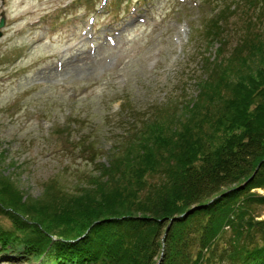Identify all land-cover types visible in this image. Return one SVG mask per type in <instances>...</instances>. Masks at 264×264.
<instances>
[{
	"label": "trees",
	"instance_id": "16d2710c",
	"mask_svg": "<svg viewBox=\"0 0 264 264\" xmlns=\"http://www.w3.org/2000/svg\"><path fill=\"white\" fill-rule=\"evenodd\" d=\"M249 2L264 13V0ZM214 17L209 41L222 33ZM248 31L231 54L224 42L203 58L195 101L151 111L105 164L75 176L74 192L51 179L23 200L0 167L10 220L0 253L38 264H264V27Z\"/></svg>",
	"mask_w": 264,
	"mask_h": 264
},
{
	"label": "rangeland",
	"instance_id": "374dc122",
	"mask_svg": "<svg viewBox=\"0 0 264 264\" xmlns=\"http://www.w3.org/2000/svg\"><path fill=\"white\" fill-rule=\"evenodd\" d=\"M260 13L249 0H0L3 174L23 200L41 197L51 179L74 192L75 176L105 164L145 117L195 101L208 77L203 58L211 62L224 42L222 54H231L242 32L264 27ZM213 16L222 33L209 41ZM0 263L37 264L4 256Z\"/></svg>",
	"mask_w": 264,
	"mask_h": 264
},
{
	"label": "water",
	"instance_id": "95a60500",
	"mask_svg": "<svg viewBox=\"0 0 264 264\" xmlns=\"http://www.w3.org/2000/svg\"><path fill=\"white\" fill-rule=\"evenodd\" d=\"M0 26H2V20L0 21ZM220 197V196H219ZM214 200V199H213ZM213 200H210L208 203H211ZM195 209V207L194 208H191L190 209V211L191 210H194ZM186 213H184V214H182V215H180V216H178V217H181V216H183V215H185ZM178 217L177 218H174V219H178ZM173 219H171L170 220V222L172 221ZM161 258V257H160ZM160 258H159V260H158V263H159V261H160Z\"/></svg>",
	"mask_w": 264,
	"mask_h": 264
},
{
	"label": "bare ground",
	"instance_id": "6f19581e",
	"mask_svg": "<svg viewBox=\"0 0 264 264\" xmlns=\"http://www.w3.org/2000/svg\"><path fill=\"white\" fill-rule=\"evenodd\" d=\"M82 72H88V73H91L92 72V69H90L89 67L86 69V70H83Z\"/></svg>",
	"mask_w": 264,
	"mask_h": 264
}]
</instances>
